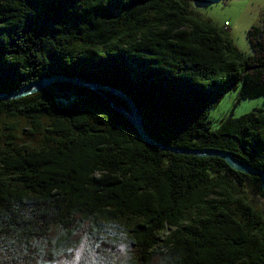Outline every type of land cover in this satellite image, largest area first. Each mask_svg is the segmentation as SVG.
<instances>
[{"label": "trees", "instance_id": "16d2710c", "mask_svg": "<svg viewBox=\"0 0 264 264\" xmlns=\"http://www.w3.org/2000/svg\"><path fill=\"white\" fill-rule=\"evenodd\" d=\"M246 40L247 56L187 0H0V95L112 88L157 143L264 173L263 110L209 119L231 91L264 99V12ZM102 94L0 100V264H264L260 176L144 143Z\"/></svg>", "mask_w": 264, "mask_h": 264}, {"label": "rangeland", "instance_id": "374dc122", "mask_svg": "<svg viewBox=\"0 0 264 264\" xmlns=\"http://www.w3.org/2000/svg\"><path fill=\"white\" fill-rule=\"evenodd\" d=\"M193 14L204 20H210L216 26H223L224 22L236 29V42L241 53L249 55L250 48L246 40V32L251 24L260 25L264 12V0H187ZM228 28V27H227ZM256 110L264 111V99L239 100L238 91L229 92L222 101L209 111L212 129L217 130L229 117L241 118ZM251 199L256 203H264L256 188L249 185L246 189Z\"/></svg>", "mask_w": 264, "mask_h": 264}, {"label": "water", "instance_id": "95a60500", "mask_svg": "<svg viewBox=\"0 0 264 264\" xmlns=\"http://www.w3.org/2000/svg\"><path fill=\"white\" fill-rule=\"evenodd\" d=\"M54 84H69V85H72V86H75L78 88H83V89L94 91V92L100 94L102 97H104L102 94L103 92L114 96L115 98L125 102L129 108V111L125 110L124 108L115 107V105L112 103V101L108 98H104V99L112 107V109L115 112L120 113L135 128V130H137V133H138L140 139L144 143L152 145V147H154L156 149H160V150L175 153V154L192 155V157L193 156H195V157H206V158L211 157V158L222 159L223 161H225L227 163V165L231 169H233L237 172L243 173L246 176H250V177L257 176V175L260 176L261 188H262V191L264 193V173L253 170L247 164L245 165V164L240 163L235 158H233L232 155H230L228 153H225L222 151H215V150L176 149V148H170V147H167V146L162 145L160 143H157L155 140H153L145 132L143 122H142V118H141L137 108L135 107L133 101L124 93L117 91V90H113L112 88H105V87H101L98 85L89 84L85 81H82V80H79L76 78H66V77L55 76V77H52L50 79L44 78L43 80H40L36 83H33L32 85L25 87L20 92L10 94V95H0V100H2V99L3 100L20 99V98L25 97V96H29L32 94L42 92L43 90H45L47 88V86H51Z\"/></svg>", "mask_w": 264, "mask_h": 264}, {"label": "crops", "instance_id": "0c3cea01", "mask_svg": "<svg viewBox=\"0 0 264 264\" xmlns=\"http://www.w3.org/2000/svg\"><path fill=\"white\" fill-rule=\"evenodd\" d=\"M259 13H263L262 11H260ZM227 22H224V24H223V26H217V27H219L220 29H222L223 31H225L226 32V34L233 40V42H234V44L236 45V47H237V49L239 50V48H238V45H237V42H236V29L235 30H233L232 28H231V25L230 24H228V28H225V24H226ZM215 25V24H214ZM252 26H256L255 24H251L250 25V27H252ZM240 51V50H239ZM241 52V51H240Z\"/></svg>", "mask_w": 264, "mask_h": 264}, {"label": "built area", "instance_id": "2783aa9c", "mask_svg": "<svg viewBox=\"0 0 264 264\" xmlns=\"http://www.w3.org/2000/svg\"><path fill=\"white\" fill-rule=\"evenodd\" d=\"M228 27V25H227V23L225 24V28H227Z\"/></svg>", "mask_w": 264, "mask_h": 264}]
</instances>
